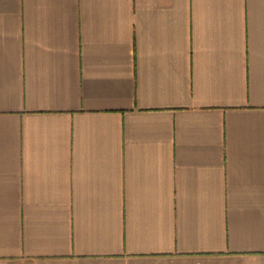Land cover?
Listing matches in <instances>:
<instances>
[{
	"label": "crops",
	"instance_id": "obj_1",
	"mask_svg": "<svg viewBox=\"0 0 264 264\" xmlns=\"http://www.w3.org/2000/svg\"><path fill=\"white\" fill-rule=\"evenodd\" d=\"M0 264H264V0H0Z\"/></svg>",
	"mask_w": 264,
	"mask_h": 264
}]
</instances>
